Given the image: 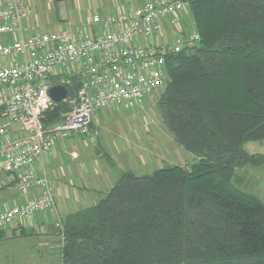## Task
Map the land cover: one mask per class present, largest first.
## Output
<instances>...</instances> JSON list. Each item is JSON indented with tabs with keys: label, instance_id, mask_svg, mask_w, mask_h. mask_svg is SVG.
<instances>
[{
	"label": "trees",
	"instance_id": "16d2710c",
	"mask_svg": "<svg viewBox=\"0 0 264 264\" xmlns=\"http://www.w3.org/2000/svg\"><path fill=\"white\" fill-rule=\"evenodd\" d=\"M183 1L201 40L168 55L157 104L197 159L124 172L68 214L55 226L62 264H264V201L234 182L238 167L264 164L243 149L264 139V0ZM66 109L59 103L47 123Z\"/></svg>",
	"mask_w": 264,
	"mask_h": 264
},
{
	"label": "built area",
	"instance_id": "2783aa9c",
	"mask_svg": "<svg viewBox=\"0 0 264 264\" xmlns=\"http://www.w3.org/2000/svg\"><path fill=\"white\" fill-rule=\"evenodd\" d=\"M187 7L183 0H150L117 14L95 13L90 31H76L69 24L58 31L27 33L25 0H2L0 173L16 179L22 193L32 188L40 193L0 210V227L54 207L53 185L34 165L57 140L89 133L96 111L109 106L134 109L166 85L168 55L201 40L194 25L189 29L185 22ZM75 80L79 85L70 94L68 86ZM54 85L68 89L59 102L50 95ZM59 103L68 109L47 123L48 113ZM55 225L63 230L61 219Z\"/></svg>",
	"mask_w": 264,
	"mask_h": 264
},
{
	"label": "rangeland",
	"instance_id": "374dc122",
	"mask_svg": "<svg viewBox=\"0 0 264 264\" xmlns=\"http://www.w3.org/2000/svg\"><path fill=\"white\" fill-rule=\"evenodd\" d=\"M26 1V9L30 10L29 17L31 19L30 23L26 25V27L28 26L26 28L27 33L58 31L69 24L73 29H76L73 23L75 22L74 18H77L74 14L78 15L79 12L78 4H80V10H82L83 13H86V9L88 10L90 21H92L94 12L102 10L96 7L95 0L93 3L92 0ZM122 1L131 9L150 0ZM84 6L86 9H84ZM185 22L189 29L193 28V17L189 15V13H185ZM87 30L90 31L91 27H88ZM143 40L152 41V37H144ZM164 87L156 89L154 93L150 94L145 100V103L139 108L126 110L117 107L116 109L118 110L111 112L109 118L106 119V124L104 127H101V134L96 138L95 142L89 143V151L94 152L96 147H98L97 145H100L105 149L107 152L106 156L109 158L112 155V150L115 151L116 145L121 146L129 139L132 142V147L133 144L134 146L138 144L141 148L142 157L140 159L137 154L138 158H131L121 163L116 161V164L120 166L116 168L111 166V161L109 162L107 157L104 156L102 157L103 159H101L102 169L104 167L103 170L112 172L114 177L117 173H120L121 170L132 171L136 174H151L155 170L168 165H186L187 162H189L188 164L194 162L193 159L196 156L172 140V133L163 123L157 103ZM147 127L148 130L146 129ZM260 148L264 149V139L246 142L243 145V149L249 152H259L258 150ZM145 160H147L148 163H145ZM257 167L258 166L248 164L243 167V170H241L242 168H237L234 175V182L243 190L260 195L259 183H261L262 179H258L257 176L258 172H261L260 170L264 171V166H261L260 169ZM253 171L256 176L253 174ZM261 195L264 196L263 193ZM50 211L53 217L56 218V213L53 210H47L45 213H50ZM58 220L59 219L56 221ZM51 227L52 232L48 237L50 244L47 246H41L40 242L42 238L38 235H34L32 238L25 240H4L5 244L0 246V264H62V237L53 223ZM11 249L14 251V260H12L10 256L12 253ZM17 253L19 254L18 256Z\"/></svg>",
	"mask_w": 264,
	"mask_h": 264
},
{
	"label": "crops",
	"instance_id": "0c3cea01",
	"mask_svg": "<svg viewBox=\"0 0 264 264\" xmlns=\"http://www.w3.org/2000/svg\"><path fill=\"white\" fill-rule=\"evenodd\" d=\"M93 1L94 0H92V3ZM26 2L27 1L25 0V5ZM1 3L2 0H0V5ZM95 5L99 10H102L96 11L94 14H117L130 9L122 0H95ZM78 6V15L74 14L76 15L75 17H77L74 18L75 22L73 23L74 27L76 28L75 30L77 31L78 29V31H89L87 30L88 27L93 29L94 24H92L90 21L91 19L88 10L84 6L86 13H83L82 10H80V4H78ZM185 13H189L188 7L185 10ZM29 14L30 10L26 9V15L23 20L25 31L28 27H26V25L30 23L31 20ZM116 108V106H109L96 111L89 126V133L76 135L68 139L57 140L53 144L49 153L46 155L45 159L34 165L37 173L39 175L45 174L53 185L55 205L53 208L48 210H53L56 213L57 219L63 220L70 213L77 212L96 204L99 199H102L103 196L105 197L114 184L120 180L123 173L127 172V170H121V172L117 173V175L114 177L112 172L103 170L104 167L102 169L101 159H103L102 157L106 156L107 154L105 149L100 145H97L98 147H96L94 152H90L88 149V146L91 144L90 142H95L96 138L101 134V127H104L106 124V119L109 118L111 112L118 110ZM16 128H18V126L14 127V129ZM146 129L148 130V127ZM7 138H10V136H7ZM171 139L175 141L174 136H172ZM258 151L259 152H247L251 154H262L264 156L263 148H260ZM111 153L112 155L109 158L107 156L106 157L109 162L111 161V166L116 168L120 167L116 164V161L121 163L131 158H138V155L140 159L142 157L141 148L138 146V144L135 146L133 144L132 147V142L129 139H127L126 143H123L121 146L116 145L115 151L112 150ZM194 159L196 160L197 157H194ZM194 159L193 161H195ZM145 163H148L147 160H145ZM188 163L189 162H187L186 165ZM253 166H258L257 168L260 169V167L264 166V164ZM243 167L244 166L238 167V169L242 168L241 170H243ZM260 171L261 172H258L257 176L258 179H262L261 183H259V191L264 195V171ZM39 193L40 188H32L29 193L20 192L16 179H11V177L4 172L0 173V210L11 209L16 205L23 204L28 201L29 198L38 196ZM261 194L256 195L264 201V196ZM46 211L37 213L31 219L15 220L6 228L0 227V246L5 244L4 240H25L32 238L34 235L41 236L42 239L40 243L42 247L49 245L50 241L48 240V237L52 232L51 224L53 223L54 226H56L55 223L57 219L53 217L51 211L50 213H45ZM11 252V259L14 260L13 249H11ZM18 255L19 254L17 253V256Z\"/></svg>",
	"mask_w": 264,
	"mask_h": 264
},
{
	"label": "water",
	"instance_id": "95a60500",
	"mask_svg": "<svg viewBox=\"0 0 264 264\" xmlns=\"http://www.w3.org/2000/svg\"><path fill=\"white\" fill-rule=\"evenodd\" d=\"M68 89L63 85H54L50 89V95L57 101H61L64 97L67 96Z\"/></svg>",
	"mask_w": 264,
	"mask_h": 264
}]
</instances>
